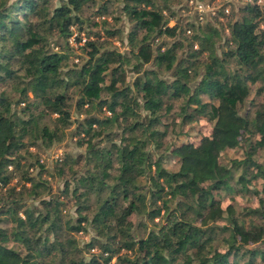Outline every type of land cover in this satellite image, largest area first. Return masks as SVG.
Wrapping results in <instances>:
<instances>
[{
  "label": "trees",
  "instance_id": "1",
  "mask_svg": "<svg viewBox=\"0 0 264 264\" xmlns=\"http://www.w3.org/2000/svg\"><path fill=\"white\" fill-rule=\"evenodd\" d=\"M231 3L0 0V264H264V1Z\"/></svg>",
  "mask_w": 264,
  "mask_h": 264
},
{
  "label": "rangeland",
  "instance_id": "2",
  "mask_svg": "<svg viewBox=\"0 0 264 264\" xmlns=\"http://www.w3.org/2000/svg\"><path fill=\"white\" fill-rule=\"evenodd\" d=\"M264 0H260V3H262ZM189 2V8L188 10H186V14H193L194 13V9L196 8V4L198 3H201L205 6L206 9L208 8H212V7H218L221 3H222V0H213V1H210L209 3H207V0H192V2L190 0H188ZM231 4H233V9H236L237 5L241 2V0H231ZM230 8V7H229ZM89 13V8H84V15H87ZM109 18L111 15H107ZM98 17H95V19H97ZM112 21V20H111ZM123 23V30L126 31L127 28H128V25L125 23V20L123 19L121 21ZM173 23V21H170V24ZM86 24L87 23H84L83 26H85L83 29L79 30V27L77 25H72L71 26V29H72V34L71 36L74 34V33H80L82 36H86L87 38V32L88 30H96V28L101 27V24L99 23V25L97 26H87L86 27ZM69 36L68 39L71 37ZM114 40V43L119 47V49H124L126 47L125 43L122 45V43L119 42L118 39L116 38H113ZM77 45L79 46L80 44L77 43ZM78 46H75L76 48V51L75 52H78ZM74 61H77L78 58L76 56H74ZM130 75V73H129ZM203 125L201 126H198V125H193V127H191L190 129L192 130V128L194 129L192 132L188 133V134H181L178 139L176 140V142H180L182 140H188L189 137L190 139H197L198 137H200V135L203 133V132H208V130L210 129V125L208 124H204L202 123ZM201 127V128H200ZM194 134V135H193ZM75 137H73L74 139ZM73 139H71V137H67L64 141L58 143V144H54L52 147L48 148V149H45V150H42L40 152V156H41V160H45V162H47L48 166L51 167L52 165V162L54 160V158H56L57 154H60V150H64V149H69L71 151H76L78 149V147L75 145V143H73ZM33 150L34 148L31 147ZM242 154V150L241 149H238V150H235V149H227L225 151V156H237L239 157L240 155ZM224 155L221 156V158L224 157ZM165 166L168 167V168H174L176 166V164L174 163V157H171V158H168L165 162H164ZM16 180V178L14 179ZM51 181V184H52V187H53V192H55L57 190V188L59 186L62 185V181L61 179L57 178V177H53L50 179ZM234 199L238 202H244V201H247V200H253L256 202L257 198L256 196L254 195H251V194H234ZM32 199H29V201H31ZM34 200V203H37V199H33ZM222 200V205H226L227 203H229L232 199L231 197H228V196H222L221 198ZM88 235H83L82 238H85L87 239Z\"/></svg>",
  "mask_w": 264,
  "mask_h": 264
},
{
  "label": "built area",
  "instance_id": "3",
  "mask_svg": "<svg viewBox=\"0 0 264 264\" xmlns=\"http://www.w3.org/2000/svg\"><path fill=\"white\" fill-rule=\"evenodd\" d=\"M192 2V0H190ZM213 1V0H211ZM248 1H253V0H248ZM210 0H207V3H209ZM256 3H260V0H255ZM216 7V6H215ZM215 7H212V8H208L206 9L205 6L201 3H198L196 4V8L194 10H197V12L199 13V19L202 18V15L203 13H214V8ZM226 11H228V9L226 8ZM103 17V16H101ZM99 19V18H97ZM261 27L264 29V25L261 24ZM190 30L188 29L187 32H189ZM71 36V35H70ZM78 39V40H77ZM86 36H82L80 33H74L69 39H68V42L70 45L72 46H78V44H82L85 40H86ZM107 113H109V111H107ZM63 152V150H60V154H57L56 157H58L59 155H61V153ZM95 248H93L92 250H94ZM109 264H117L114 260V258L109 262Z\"/></svg>",
  "mask_w": 264,
  "mask_h": 264
}]
</instances>
